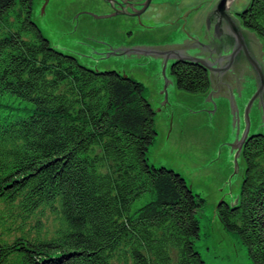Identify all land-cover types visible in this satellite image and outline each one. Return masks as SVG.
Instances as JSON below:
<instances>
[{"label": "trees", "instance_id": "16d2710c", "mask_svg": "<svg viewBox=\"0 0 264 264\" xmlns=\"http://www.w3.org/2000/svg\"><path fill=\"white\" fill-rule=\"evenodd\" d=\"M32 8L0 0V264H207L194 247L204 198L148 162L143 83L54 47ZM240 15L264 48V0ZM170 67L178 88L210 89L205 69ZM241 152L238 199L216 210L264 264V133Z\"/></svg>", "mask_w": 264, "mask_h": 264}, {"label": "rangeland", "instance_id": "374dc122", "mask_svg": "<svg viewBox=\"0 0 264 264\" xmlns=\"http://www.w3.org/2000/svg\"><path fill=\"white\" fill-rule=\"evenodd\" d=\"M40 1H33L32 17L43 32L49 31L53 37L50 43L70 50L62 45L69 37L80 63L99 70H118L143 83L144 94L155 109L156 134L148 145V162L180 173L190 189L204 198L196 211L199 236L194 238V247L202 259L207 264H253L246 244L236 231L223 227L216 208L221 200L231 205L238 199L246 164L242 146L237 144L247 123V137L264 133V113L252 108L253 95L251 101L248 94L237 102L232 90L211 92L210 87L206 93H196L178 88L170 69L172 58L144 53L146 49L186 43L188 38L199 39L202 26V20H197L199 16L188 20L191 33L173 30L169 22H164L138 27L130 37L126 27L104 31L101 26L106 20H91L90 24L78 25L72 33L67 31L69 35H63L70 30V24L64 28L53 24L49 8L42 12ZM249 1L235 0L234 5L231 2L232 11L242 10ZM135 36L138 42L133 41ZM199 40L202 42L199 45L211 48L209 27ZM261 58L264 63V48ZM244 62L242 58L241 63Z\"/></svg>", "mask_w": 264, "mask_h": 264}, {"label": "flooded vegetation", "instance_id": "af4514ba", "mask_svg": "<svg viewBox=\"0 0 264 264\" xmlns=\"http://www.w3.org/2000/svg\"><path fill=\"white\" fill-rule=\"evenodd\" d=\"M234 1L231 5H234ZM198 2H201V4L198 5ZM198 2H194V0H41L39 3L41 5L40 9L42 12L49 8L48 10L50 14V20H53V24L60 26L63 25L61 26L62 28L66 27L67 24H70V30H66L63 35H69L67 34V31L72 33L78 27V25L90 24V22H92L91 20H106L101 26L102 30L104 31H119L121 27H126L128 33L127 36L130 37L133 35L134 29H138V27L145 28L151 27L153 25L158 26L164 22H169L173 30L182 29L186 32L188 30V33H191L192 30H190V27L187 25L188 20H192V18L199 16L197 20H202V26L200 31L201 34L198 38L202 39V35L205 34V29L208 24L207 16L210 13L212 2H210V0H199ZM231 5L229 12L239 20V26L241 30L252 33L255 40L261 42L258 34L242 22L240 14L244 10L234 12L231 9ZM62 28L58 27L57 29L64 31ZM42 33L50 41L53 38L49 34V31H42ZM153 34V36H156V33ZM188 35L190 36V34ZM135 38L138 37L135 36L133 41H135ZM192 39L197 38L193 37ZM64 40L65 41L62 45L69 48L70 50H73V52L58 48L52 43L51 44L61 51L75 55L74 52L76 50L73 48L74 44H72L71 39L67 37ZM193 53L196 52L194 50H190V54ZM261 56L262 49L260 53V62L261 68L264 70V63ZM205 70L209 75L210 70ZM263 70L262 74L264 80ZM230 90H232L233 94L235 95L237 102L248 94V98H251L253 95L254 101L252 108L256 109L259 114L264 113L260 98L256 99L258 90L253 67L247 62L240 64L236 78H230Z\"/></svg>", "mask_w": 264, "mask_h": 264}, {"label": "water", "instance_id": "95a60500", "mask_svg": "<svg viewBox=\"0 0 264 264\" xmlns=\"http://www.w3.org/2000/svg\"><path fill=\"white\" fill-rule=\"evenodd\" d=\"M231 2L232 0H212L207 16L211 48L199 45L202 43L199 39L188 38L187 43L184 41L174 47L146 49L144 53L172 58L176 65L209 69L211 92L230 90V78H236L243 58L253 67L258 90L256 99L260 98L264 110V80L260 62L262 42L256 41L252 33L241 30L239 20L229 12ZM245 8L246 6L242 11ZM197 47L200 49L190 54V50ZM252 99L251 97L249 100ZM247 133L248 123L237 144L238 147L241 148Z\"/></svg>", "mask_w": 264, "mask_h": 264}]
</instances>
